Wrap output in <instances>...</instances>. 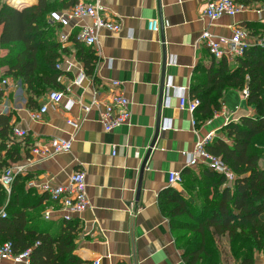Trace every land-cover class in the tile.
Here are the masks:
<instances>
[{
    "label": "crops",
    "instance_id": "0c3cea01",
    "mask_svg": "<svg viewBox=\"0 0 264 264\" xmlns=\"http://www.w3.org/2000/svg\"><path fill=\"white\" fill-rule=\"evenodd\" d=\"M37 2L11 0L12 5L20 7L17 9ZM205 2L101 0L105 16L118 22L121 29L118 33L102 31L97 49L85 47L96 57L92 77L86 74L72 40L82 26L92 25V20L76 19L59 30L72 32L64 45L67 52L58 62L62 66L60 89L50 90L28 104L29 95L22 82L8 77L11 87L0 93V116L12 115L13 128L28 133L21 160L10 166L24 167L33 197L45 195L41 185L66 186L73 173H84L89 208L72 218L79 227L76 253L86 262L186 264L182 245L161 206L162 196L172 187L169 174L182 175L188 169L205 166L190 165L196 143L209 136L222 137L226 124L254 115L244 92L232 89L225 92L223 110L204 124H194V115L180 108V90L187 89L189 94L199 65L209 66L213 61L201 42L209 26L203 16ZM68 8L58 13L64 14ZM247 8L235 17L225 16L211 23L212 35L229 39L240 27L249 43H256L260 36H251L249 25H264V0L252 2ZM152 21H157V31L150 29ZM5 54L1 50L0 57ZM230 63L235 65L236 59ZM113 82H119V88L114 89ZM115 91L128 99L131 118L127 125L106 131L101 121L103 106L94 105V101H105ZM53 92H63L64 99L36 120L33 115ZM57 138L71 142V151L48 159L32 154L36 145ZM44 205V216L49 213L50 219L67 214L56 201ZM0 264L16 263L5 260ZM256 264H264V252Z\"/></svg>",
    "mask_w": 264,
    "mask_h": 264
},
{
    "label": "trees",
    "instance_id": "16d2710c",
    "mask_svg": "<svg viewBox=\"0 0 264 264\" xmlns=\"http://www.w3.org/2000/svg\"><path fill=\"white\" fill-rule=\"evenodd\" d=\"M78 2L38 0L16 9L0 0V49L6 52L0 67L7 77L22 82L28 104L60 89L61 71L56 66L67 49L58 41L60 25H53L49 16ZM238 2L248 7L263 0ZM249 28L251 36L264 38L263 24ZM72 40L86 74L92 77L93 51L75 36ZM212 60L209 66L199 65L190 87V97L200 101L194 113L196 123L204 124L220 113L230 89L247 90V103L254 111L226 124L224 136L206 146L235 178L230 183L208 166L188 169L182 174L183 183L162 196V211L182 245L186 264H256L264 252V46L250 45L235 65L225 58ZM11 120L12 115L0 116V171L20 161L23 143L28 144L13 139ZM29 181V176L18 175L9 192L0 185V246L11 244L15 254L30 250L31 264H91L76 253L77 220H46L44 204L51 198L48 194L33 197ZM189 194L196 199L195 205L189 202Z\"/></svg>",
    "mask_w": 264,
    "mask_h": 264
},
{
    "label": "built area",
    "instance_id": "2783aa9c",
    "mask_svg": "<svg viewBox=\"0 0 264 264\" xmlns=\"http://www.w3.org/2000/svg\"><path fill=\"white\" fill-rule=\"evenodd\" d=\"M7 4L14 8H20L16 5H12L11 0L7 1ZM247 6L237 2L236 0H206L203 16L209 20V26L205 29L201 35V42L208 48L209 53L217 60L223 58L228 61H233L240 56H243L246 49L252 45L247 40V33L244 29L236 27L233 31L231 38H216L210 32L211 23L225 17H235L239 13L246 12ZM105 7L102 5L101 0H79L78 4L71 8L69 11L62 13H52L49 17L50 21L55 25H60L61 29H66L71 21L79 19H91L92 25L82 26L75 38L77 42L97 49L99 44V36L102 31H109L112 33H118L121 26L118 22L109 19L105 16ZM150 29L157 31V21H152L149 25ZM72 36V32L59 31L58 41L62 45H67ZM257 44L264 46V38H260ZM1 52V49H0ZM56 68L61 71V64H57ZM119 82H113L112 87L114 89L119 88ZM170 87V83L167 85ZM7 87H11L10 79L5 75V70L0 67V93L5 91ZM245 98L248 97V91H244ZM63 92H53L47 98V102L41 108L38 113H35L33 117L36 120H40L44 114L47 113L48 108L51 105H56L64 99ZM99 99V98H98ZM180 108L189 111L194 115L197 108L200 106V101L195 98H191L187 92V89L180 90L179 96ZM102 105V124L106 131H112L123 125H127L131 118L130 103L128 99L122 94V92L115 91L109 98L104 100H95L94 105ZM70 108V107H68ZM85 111H89L86 108ZM194 119V124H195ZM69 125L77 128V124L68 121ZM167 127H163L166 129ZM13 139L17 141L25 142L28 138V133L21 129L13 128ZM213 140L212 136L206 137L200 140L195 145L194 156L190 160L191 166L203 164L210 167L213 171L225 175L228 182L234 181L235 175L225 165L221 158L211 155L207 152L206 146ZM72 149V144L64 139H52L48 143L42 145H36L32 148L31 152L34 156L48 159L57 154L68 153ZM25 169L19 164H14L6 168L0 175V185L8 192L11 190L14 180L18 175H24ZM169 184L171 186L181 185L183 183V177L179 173H170ZM41 190L48 194L52 201L58 202L61 207L67 212L64 219L69 221L73 219L74 215H81L89 208V201L87 197V189L85 183V175L82 172L73 173L70 177L69 184L66 186H51L48 184L41 185ZM49 213H45V219L49 220ZM30 250L21 254H15L11 244L6 243L0 246V263L5 260H10L16 264H31ZM94 264H101V262L95 261Z\"/></svg>",
    "mask_w": 264,
    "mask_h": 264
},
{
    "label": "rangeland",
    "instance_id": "374dc122",
    "mask_svg": "<svg viewBox=\"0 0 264 264\" xmlns=\"http://www.w3.org/2000/svg\"><path fill=\"white\" fill-rule=\"evenodd\" d=\"M188 199H189V202L192 205H195L196 204V199L192 195L189 194Z\"/></svg>",
    "mask_w": 264,
    "mask_h": 264
},
{
    "label": "water",
    "instance_id": "95a60500",
    "mask_svg": "<svg viewBox=\"0 0 264 264\" xmlns=\"http://www.w3.org/2000/svg\"><path fill=\"white\" fill-rule=\"evenodd\" d=\"M24 6H22L21 8H23Z\"/></svg>",
    "mask_w": 264,
    "mask_h": 264
}]
</instances>
